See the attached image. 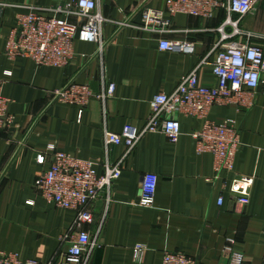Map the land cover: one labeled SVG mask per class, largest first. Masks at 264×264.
<instances>
[{"label":"crops","instance_id":"obj_1","mask_svg":"<svg viewBox=\"0 0 264 264\" xmlns=\"http://www.w3.org/2000/svg\"><path fill=\"white\" fill-rule=\"evenodd\" d=\"M72 1L77 0H0V87L11 101L13 117L10 127L0 129V251L39 264H62L68 247L60 239L79 229L74 228L75 211L46 202L37 190V181L51 166L49 161L39 164L37 156L55 146L97 164L100 174L105 164L118 163L126 148L108 147L106 133L120 134L126 125L143 129L153 98L173 93L212 53L226 17L223 11L212 20L165 14L169 26L160 22L147 27L134 22L138 10L165 11L167 0H95L104 19L101 38L106 45L98 57L97 44L76 39L75 59L65 68L7 59L6 45L18 15ZM258 8L264 12V0ZM261 12L252 20L244 19L241 27L262 36L252 42L264 48ZM162 40L193 44L194 52L161 51ZM209 58L199 77L213 86L214 58ZM71 81L89 85L96 93L114 84L115 94L105 103L92 99L81 114L77 106L54 100ZM227 119L240 128L242 148L235 174L255 176L250 204L239 207L226 194L224 205H218L222 182L214 181V158L198 155L192 137L204 122L180 115L178 143L162 133L145 135L124 161L111 201L107 202L106 192L93 206L94 223L82 230L90 232L100 247L88 264H161L167 251L199 264H229L233 251L243 255V264H264V91L248 112L218 105L209 114L217 124ZM146 174L159 179L152 209L138 206ZM137 245L147 248L141 261L134 254Z\"/></svg>","mask_w":264,"mask_h":264},{"label":"built area","instance_id":"obj_2","mask_svg":"<svg viewBox=\"0 0 264 264\" xmlns=\"http://www.w3.org/2000/svg\"><path fill=\"white\" fill-rule=\"evenodd\" d=\"M262 0H167L165 11L140 8L145 26L162 23L169 26L165 14L170 17L187 15L203 20H212L219 11L226 14L223 24L218 28L220 39L212 53L185 77L171 94H159L150 103L151 115L143 129L126 125L120 134L107 132L105 142L110 146H124L125 155L116 164L107 163L100 174L98 165L60 152L49 146L37 156L41 165L47 161L50 168L36 183L42 198L59 209L75 211L77 217L74 228L78 232L62 237L61 243L67 245L62 264H88L92 252L100 247L91 233L82 230L84 225L94 223L93 206L107 192V202L111 201L112 188L121 178L122 166L128 155L137 147L143 137L150 133H162L169 142L176 144L182 136L181 124L177 116L193 117L204 122L201 130L192 134L196 141L198 155H212L215 161L214 181L222 182V194L218 205L223 206L225 195L239 207L251 202V192L255 176L235 174V160L242 148L240 128L233 119L221 124L209 120L215 106H230L239 112L250 111L257 95L264 91V48L252 42L253 38H263L241 27V22L257 12ZM75 18L76 21L71 19ZM104 19L97 12L95 0H77L51 7L45 11L30 10L16 17L6 45L5 56L9 61L26 58L39 67L65 68L75 59L74 42L93 43L99 46L97 57L105 48L102 42ZM230 30V32H229ZM160 50L192 54L194 46L190 43L160 41ZM213 56L212 73L216 85H205L200 80L201 69L209 64ZM115 85L96 93L86 84L71 81L57 92L55 102L77 106L80 113L92 99L102 102L114 97ZM11 101L3 96L0 87V129L13 124L9 112ZM158 176L146 174L141 184L138 206L144 209L155 207ZM147 248L137 245L135 257L141 261ZM229 264H243L241 253L231 251ZM0 264H39L35 260H23L17 253L0 251ZM161 264H199L196 259L181 253L167 251Z\"/></svg>","mask_w":264,"mask_h":264},{"label":"water","instance_id":"obj_3","mask_svg":"<svg viewBox=\"0 0 264 264\" xmlns=\"http://www.w3.org/2000/svg\"><path fill=\"white\" fill-rule=\"evenodd\" d=\"M135 16H136V18L134 19V22H135L136 24H139V25L144 26L145 23L143 22L142 15H141V14H137V15H135ZM177 117H178V116H177Z\"/></svg>","mask_w":264,"mask_h":264},{"label":"rangeland","instance_id":"obj_4","mask_svg":"<svg viewBox=\"0 0 264 264\" xmlns=\"http://www.w3.org/2000/svg\"><path fill=\"white\" fill-rule=\"evenodd\" d=\"M260 12H261V11H260ZM260 12H259V8H258L257 12L254 13L253 16H250V17H249V18H251V19H249V20H252L254 16L256 17V15H259ZM261 13H262V15H263V19H264V12H261ZM249 20H248V21H249Z\"/></svg>","mask_w":264,"mask_h":264}]
</instances>
